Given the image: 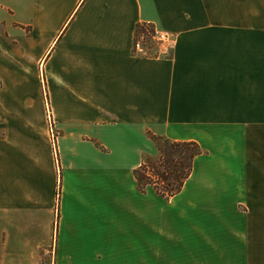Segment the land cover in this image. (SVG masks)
I'll return each instance as SVG.
<instances>
[{
  "label": "crops",
  "instance_id": "obj_1",
  "mask_svg": "<svg viewBox=\"0 0 264 264\" xmlns=\"http://www.w3.org/2000/svg\"><path fill=\"white\" fill-rule=\"evenodd\" d=\"M153 137L202 152L170 200ZM55 232L56 264H264V0H0V264Z\"/></svg>",
  "mask_w": 264,
  "mask_h": 264
},
{
  "label": "trees",
  "instance_id": "obj_2",
  "mask_svg": "<svg viewBox=\"0 0 264 264\" xmlns=\"http://www.w3.org/2000/svg\"><path fill=\"white\" fill-rule=\"evenodd\" d=\"M155 28L150 24H139L135 29V46L140 37L152 41ZM147 57H158L147 54ZM158 152L157 158L145 156L141 166L135 170L138 190L145 193L148 187L160 197L170 200L178 195L193 171L195 159L202 154L193 142H172L161 137H153Z\"/></svg>",
  "mask_w": 264,
  "mask_h": 264
},
{
  "label": "built area",
  "instance_id": "obj_3",
  "mask_svg": "<svg viewBox=\"0 0 264 264\" xmlns=\"http://www.w3.org/2000/svg\"><path fill=\"white\" fill-rule=\"evenodd\" d=\"M153 39L157 42H161L163 45H168L169 47L172 44V39L170 38V36L166 34H160V33L155 32V37H153ZM135 52L139 54L143 53V49L140 43L136 44ZM49 132H50L51 142L53 146V152H54L55 157L57 158V133L52 123L49 124ZM56 162H57V166L59 167L58 160ZM54 234L55 235H54L53 245L50 248V251L47 255L48 259L46 261H41L38 264H56V232Z\"/></svg>",
  "mask_w": 264,
  "mask_h": 264
},
{
  "label": "rangeland",
  "instance_id": "obj_4",
  "mask_svg": "<svg viewBox=\"0 0 264 264\" xmlns=\"http://www.w3.org/2000/svg\"><path fill=\"white\" fill-rule=\"evenodd\" d=\"M142 49L143 53L142 54H152V55H164L165 53H168V50L170 47L168 45H163L161 42H157L154 39L152 41H147L145 37H140L139 42ZM145 156V155H144ZM157 154H154L150 156L152 159L157 158Z\"/></svg>",
  "mask_w": 264,
  "mask_h": 264
}]
</instances>
